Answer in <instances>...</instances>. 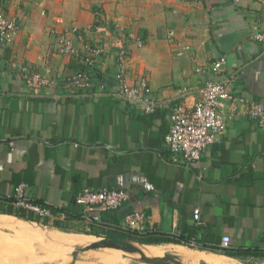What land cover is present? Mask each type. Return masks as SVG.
Returning a JSON list of instances; mask_svg holds the SVG:
<instances>
[{
  "label": "crops",
  "instance_id": "crops-1",
  "mask_svg": "<svg viewBox=\"0 0 264 264\" xmlns=\"http://www.w3.org/2000/svg\"><path fill=\"white\" fill-rule=\"evenodd\" d=\"M0 11L20 24L0 53L6 76L0 83V216L11 220L0 221V231L27 222L108 243L109 231L129 229L127 213L142 211L138 239L125 240L134 248L129 251L170 247L187 264H264V128L258 119L241 102L234 116L226 106L223 131L191 163L174 159L165 141L171 109L193 106L207 81L236 75L238 92L264 101V46L252 38L264 31V0H0ZM102 23L129 36V81L145 76L147 98L165 105L144 113L117 95L113 52L95 65L89 89L33 90L14 70L29 64L61 78L81 68L80 58L59 53L52 31L76 27L71 36L82 49L105 38L95 28ZM182 43L191 49L178 55ZM220 55L227 66L213 75L211 63ZM22 183L29 199L52 215L14 206ZM111 187L129 194L117 210L85 213L76 203L84 188ZM225 235L233 255L219 250ZM175 257L167 249L158 258Z\"/></svg>",
  "mask_w": 264,
  "mask_h": 264
},
{
  "label": "built area",
  "instance_id": "built-area-1",
  "mask_svg": "<svg viewBox=\"0 0 264 264\" xmlns=\"http://www.w3.org/2000/svg\"><path fill=\"white\" fill-rule=\"evenodd\" d=\"M96 30L103 33L102 41L85 42L80 49L75 44L71 33L77 31L76 27L65 28L62 31L53 30L58 41L60 54L78 57L83 64L81 68L59 78L47 71H38L29 64H19L16 73L30 89L43 87L63 86L66 89H89L94 87L95 78L93 69L96 64H103L104 57L113 52L115 57V88L121 98L137 103L144 113L154 112L163 102H154L147 98L150 87L145 76L135 82H130L128 77L130 66V51L128 48L129 36L117 35L114 29L106 23L95 26ZM20 24L17 17L7 16L0 11V53L17 35ZM117 30V28H116ZM174 36V31H170ZM254 41L264 46V31L256 30L252 34ZM191 49L188 43H182L178 49V55H184ZM228 63L226 55L216 57L211 63L213 75H220L225 71ZM11 66V65H10ZM13 67H10L12 71ZM6 78L0 67V83ZM237 76L232 75L221 81L210 80L199 88L200 98L193 106L183 103L175 105L171 109L169 131L165 136L167 148L174 155V159L188 163L201 159L203 151L216 141L217 136L225 127L224 109L228 106L229 115L234 116L238 109V103L245 105V113L258 119L259 125L264 128V101L245 98L236 90ZM129 198L124 189L116 187L91 189L84 188L76 195V203L82 206L85 213L97 209L117 210L122 207ZM13 204L16 208L35 212L42 217L52 215L50 208L29 199L27 185L22 183L17 186ZM200 210L196 209L194 218L200 219ZM145 220V213L132 211L126 214V226L132 230L141 228ZM230 236L222 239L221 248H228Z\"/></svg>",
  "mask_w": 264,
  "mask_h": 264
},
{
  "label": "rangeland",
  "instance_id": "rangeland-1",
  "mask_svg": "<svg viewBox=\"0 0 264 264\" xmlns=\"http://www.w3.org/2000/svg\"><path fill=\"white\" fill-rule=\"evenodd\" d=\"M1 231H0V246L6 245V244L9 245V243H14V242H18L19 244L24 245V241L28 238H34L35 240H39L41 242V245L39 247L29 248L24 261L20 263L69 264L68 262L71 261L72 256H73L75 257V260H78L81 262H94L97 264H153V263H150L144 260L145 258L143 257L139 259L137 258L131 259L129 257L119 256L113 253L112 251L98 249L99 247L103 248V247L108 246L107 244L103 243L102 240L100 241V244H98V246L95 247L94 249L87 250L88 247L81 248L87 245L88 243H90L91 241H95L93 239H96V238H93V237L89 238L81 234H77L74 237H70L69 235L65 233L67 231L62 232L61 230L48 229L46 227H42L34 223L23 222V223H20V225L10 224V225H7L6 228H2ZM52 231L60 233L61 238H64V240L59 241L61 242L60 245H57L58 243H52L48 241V239L45 237L46 234ZM140 249L143 250L144 248L140 247ZM167 249L169 252L174 253L177 257V249L172 250L173 248H170V247H166V248L158 247L154 249L146 248V250H151V251H155L159 253H162V251H165L167 253ZM57 250L61 252V254L59 253L60 257L56 256ZM83 251H86V252H83ZM49 254H54L56 262H53V263L48 262L47 258ZM0 255H3L6 258H8L6 253L3 252V250L1 249H0ZM65 258H67L66 261L59 263L60 260H63ZM9 260L17 261L13 259H9ZM179 260H181L183 264H187V262L184 261V259L183 260L179 259Z\"/></svg>",
  "mask_w": 264,
  "mask_h": 264
},
{
  "label": "bare ground",
  "instance_id": "bare-ground-1",
  "mask_svg": "<svg viewBox=\"0 0 264 264\" xmlns=\"http://www.w3.org/2000/svg\"><path fill=\"white\" fill-rule=\"evenodd\" d=\"M2 215V214H1ZM11 217V216H10ZM14 219V218H13ZM0 221H4V222H10L11 220L8 218H4L0 216ZM45 237L48 239V241L52 242V243H58L60 244L61 240H64V238H61V234L57 233V232H50L48 234L45 235ZM95 241H91L90 243H88L87 245H85L84 247L81 248H87L89 246H91L92 244H94L95 242L99 241L98 238L93 239ZM41 245V242L39 240H35L34 238H28L24 241V245L19 244L18 242H14V243H9V245H1L0 249L3 250V252L6 253V255L8 256V258H6L3 255H0V264H28V263H20L23 262L25 259V256L27 255V252L29 250V248H37ZM98 249H102V250H108V251H112L113 253L117 254V255H121L123 257H129L131 259L133 258H148L151 261H148L150 263L153 264H161V262H154L156 260H158L159 256L160 257H164L166 255V253H159V252H155V251H142L140 252H132V251H125L123 249H119V248H114V247H103V248H98ZM96 249V250H98ZM86 252V251H83ZM9 259H13V260H17V261H10ZM48 262L53 263L56 262L55 260V256L54 254H49L48 258H47ZM67 258L60 260V262H64L66 261ZM174 260L176 262H178L179 264H183L177 257L174 258ZM75 261V257L72 256L71 261H69V264H88V263H76ZM175 264L172 261H167L165 264Z\"/></svg>",
  "mask_w": 264,
  "mask_h": 264
},
{
  "label": "trees",
  "instance_id": "trees-1",
  "mask_svg": "<svg viewBox=\"0 0 264 264\" xmlns=\"http://www.w3.org/2000/svg\"><path fill=\"white\" fill-rule=\"evenodd\" d=\"M12 202H13V200H12ZM99 210H104V209H99ZM7 213L8 214H13L15 212L14 211H9ZM18 216L21 217V218H24V219L33 220V217L31 215L26 216L24 213H21ZM120 230L116 229V231H114V230L109 231V233L107 234V237L109 238V242L108 243H105L103 241L102 242L107 244V245L117 246V247H120V248H123V249H126V250L134 249L133 246H131L128 243H126L125 240H127V239H134V240L138 239V237L136 235V232H134V230H132L130 228L127 229V230H124V231H120ZM140 241L148 242V241H146L144 239H141ZM97 246H98L97 243L93 245V247H97ZM199 246H201V248H203L202 245H199ZM228 249L229 248H224L223 249V248L220 247L219 250H221L222 252H224L227 255H233V253L230 250H228ZM58 253L61 254V252H58ZM119 256H121V255H119ZM144 260L151 261L148 258H145ZM154 262H159L160 263L161 259H158V260H156Z\"/></svg>",
  "mask_w": 264,
  "mask_h": 264
},
{
  "label": "water",
  "instance_id": "water-1",
  "mask_svg": "<svg viewBox=\"0 0 264 264\" xmlns=\"http://www.w3.org/2000/svg\"><path fill=\"white\" fill-rule=\"evenodd\" d=\"M94 244H96V243H94ZM94 244H92L90 247H88L87 248V250L88 249H94L95 247H93V245ZM97 244H100V242H98ZM107 247V246H106ZM108 247H114V248H119V249H123V248H120V247H117V246H112V245H108ZM123 250H126V249H123ZM130 250H132V249H130ZM127 251H129V250H127ZM161 259V264H165V260L166 259H164V258H160ZM169 261H172L173 263H175V264H179L178 262H176L175 260H173V259H169Z\"/></svg>",
  "mask_w": 264,
  "mask_h": 264
}]
</instances>
